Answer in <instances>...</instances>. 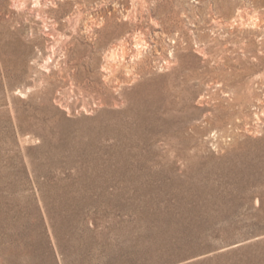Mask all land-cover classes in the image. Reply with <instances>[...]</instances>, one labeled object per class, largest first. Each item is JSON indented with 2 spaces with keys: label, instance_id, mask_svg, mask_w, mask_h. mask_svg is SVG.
<instances>
[{
  "label": "rangeland",
  "instance_id": "obj_1",
  "mask_svg": "<svg viewBox=\"0 0 264 264\" xmlns=\"http://www.w3.org/2000/svg\"><path fill=\"white\" fill-rule=\"evenodd\" d=\"M0 264H264V0H0Z\"/></svg>",
  "mask_w": 264,
  "mask_h": 264
},
{
  "label": "bare ground",
  "instance_id": "obj_2",
  "mask_svg": "<svg viewBox=\"0 0 264 264\" xmlns=\"http://www.w3.org/2000/svg\"><path fill=\"white\" fill-rule=\"evenodd\" d=\"M141 54V51H139V50H137V53H136V56H138V55H140ZM126 55H127V51H126V49L124 48V47H122L121 48V58H124V57H126ZM113 57H114V54H111L110 55V59L112 60L113 59ZM120 63V62H119ZM119 66V65H118ZM108 72H110V74L109 75H113L114 74V72H115V70H114V68H113V65L111 64V65H109L108 66V69H106ZM117 70V69H116ZM107 78V77H106Z\"/></svg>",
  "mask_w": 264,
  "mask_h": 264
}]
</instances>
